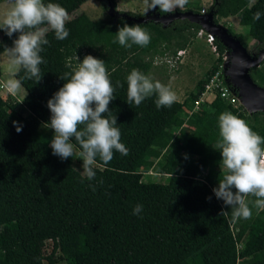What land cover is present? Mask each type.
<instances>
[{"label":"trees","instance_id":"1","mask_svg":"<svg viewBox=\"0 0 264 264\" xmlns=\"http://www.w3.org/2000/svg\"><path fill=\"white\" fill-rule=\"evenodd\" d=\"M100 1L108 15L110 7L116 8L115 0ZM44 2L60 4L69 15L75 11L64 0ZM199 8L192 11H212L217 24L237 19L256 41L255 51L264 50V0H213L207 10ZM119 13L86 27L67 21L69 36L57 40L53 33L42 46L41 80L26 79L20 69L25 97L8 102L0 94V264H264V211L253 207L256 198H247L250 218L232 221L230 215H220L231 207L213 192L221 176L219 115L231 112L264 137V112L249 114L223 100L219 90L209 105L195 110L219 66L183 103L157 109L153 94L139 106L129 105L127 76L135 68L146 75L151 67L141 55L177 56L202 28L182 19L165 26L152 20L141 23L129 18L139 20L144 14ZM124 23L140 24L150 43L131 48L113 43ZM229 32L248 49L241 33ZM0 35L2 54L19 33L9 38L0 30ZM214 44L220 63L226 48L217 38ZM86 55L105 62L114 87L117 81L124 85L116 87L109 110L117 117L127 155L114 152L107 165L97 157L92 180L81 175L70 157L61 160L52 154L54 130L42 127L51 118L48 101L66 82L60 76L71 71L66 65L75 66L76 56L82 62ZM251 76L264 87V61ZM17 126L22 127L19 133ZM78 163L83 165L81 158ZM149 173L169 180L144 181ZM138 204L143 210L137 216L133 210Z\"/></svg>","mask_w":264,"mask_h":264},{"label":"clouds","instance_id":"2","mask_svg":"<svg viewBox=\"0 0 264 264\" xmlns=\"http://www.w3.org/2000/svg\"><path fill=\"white\" fill-rule=\"evenodd\" d=\"M188 0H144L147 11L159 8L162 13H173L183 9ZM206 14L207 11H202ZM261 13H255L258 20ZM69 14L58 3H45L44 0H6V11L0 18V30L11 38L19 33L12 47L5 46L2 54L12 69H23L26 79L40 78V65L45 61L40 55L49 31L54 32L57 40L69 36L66 23ZM221 24V23H220ZM204 31V30H202ZM113 43L131 48L133 45L146 47L150 34L140 25L129 26L124 23L119 28ZM215 39V38H214ZM73 66L70 72L60 79L66 81L47 103L51 112L49 123L42 124L45 129L54 130L50 142L52 154L61 160L79 156L83 161L82 176L92 180L96 176L93 165L97 157L107 165L114 158V152L127 155V148L121 143V132L117 117L109 110L110 102L115 99L116 87L123 88L119 81L113 86L103 60L86 55L82 62ZM127 103L139 106L146 98L156 95L157 109L170 107L176 95L170 87L133 69L127 76ZM4 87L15 95L22 87L21 80L8 79ZM94 105V107H93ZM106 114V116L104 115ZM221 176L219 186L213 189L218 200H223L230 212L222 211L221 216H231L232 221L248 219L252 215L248 197L256 199L253 207L264 211V137L254 132L247 122L231 112L225 111L218 117ZM22 131L21 126L16 127ZM75 143H72V138ZM173 175V174H172ZM235 189V192L233 191ZM93 190H95L93 188ZM209 201L211 197H208ZM142 205H136L134 215H139Z\"/></svg>","mask_w":264,"mask_h":264},{"label":"rangeland","instance_id":"3","mask_svg":"<svg viewBox=\"0 0 264 264\" xmlns=\"http://www.w3.org/2000/svg\"><path fill=\"white\" fill-rule=\"evenodd\" d=\"M64 1L67 3L70 2L75 8V11L69 15L68 21L70 22L71 20L72 22H74V25L76 27H86L92 23L91 21H97L99 19H104L109 16L108 11L104 8L100 0ZM115 1V7L118 12H132L136 15L144 14L147 17V13L149 11H147V6L144 4V0ZM212 2L213 0H188V3L183 9L178 8L176 10H198L200 9L199 6L201 8L204 7L205 9H208L212 5ZM5 11L6 0H0V18H2L3 13ZM231 21L233 23L230 21L223 20L220 23L234 33H241L243 35L244 42L248 45V49L254 52L255 48L257 47V43L250 36L248 28L241 26L239 22L235 19H232ZM53 33L54 32L49 31L46 34L45 38L49 41L48 37ZM207 34L208 33L205 31H200L197 36L192 40L190 45L186 48L185 54L182 55L180 59L177 58L178 54L177 56H172L169 54L156 55L153 58H149L148 56H145L143 54L141 55L145 62H151V67L149 68L146 75L150 76L153 81H159L162 84L170 87L171 91H173L176 95L175 101L183 103L189 97L191 92L197 90V85L200 81L208 79V73L214 67L219 66L220 69V67H222L224 64H222V62H225L224 59V61H221L219 63V52L218 50H216L214 41L210 42L209 36ZM0 68L2 70V74L0 75L1 96L8 102L21 101L26 95V91L22 81L21 90L15 95L8 93L6 88L4 87L5 82L8 79L14 78L21 80L19 70L17 71L16 69L10 68V66L6 62V57H4L3 55H0ZM221 70L222 69H220L219 71ZM204 99L205 101L203 103V106L205 105L206 107L215 99V95H206ZM239 105L242 106L243 109H245V107L241 103L236 105V107H239ZM197 107L195 108L201 109L202 105ZM19 111L22 112L24 115L28 114V112L23 109L22 106L19 107ZM247 113L249 112L247 111ZM79 158V156H75L74 158L70 157L75 167L82 172L83 167L78 163ZM168 180L169 177L164 175H156L153 173L144 175V181L167 183Z\"/></svg>","mask_w":264,"mask_h":264},{"label":"water","instance_id":"4","mask_svg":"<svg viewBox=\"0 0 264 264\" xmlns=\"http://www.w3.org/2000/svg\"><path fill=\"white\" fill-rule=\"evenodd\" d=\"M150 14V16H149ZM110 16H122L116 8L110 7ZM130 20L146 23L149 20L162 23L164 26L174 20H188L191 23L198 24L202 30L209 35L217 38L227 49V60L223 64L226 82L234 88L239 96L240 103L245 107L249 114L264 112V87L259 86L251 76V70L259 67L264 61V50L258 54L249 53L248 49L234 37L229 29L220 23H216L213 12L197 13L189 10L185 12H173L162 15L152 12L147 13V17ZM229 58V59H228Z\"/></svg>","mask_w":264,"mask_h":264},{"label":"built area","instance_id":"5","mask_svg":"<svg viewBox=\"0 0 264 264\" xmlns=\"http://www.w3.org/2000/svg\"><path fill=\"white\" fill-rule=\"evenodd\" d=\"M201 32H204V31H201ZM207 35L209 36L210 42L214 41L213 36H211L209 34H207ZM184 54H185V50L180 51L178 53L177 58L180 59V57ZM224 59H226V56L224 57ZM221 69H222L221 71L217 72L209 80V82L206 85V92L204 94H202L200 100L196 102L195 107L203 105V103L205 101L204 97L206 95H215L214 91H216V90H219L220 96L223 100L230 102L232 105L236 106L240 103V99H239L237 91L234 88H232L227 82H226V84L223 82L221 76H224L223 78L226 80L223 66L221 67ZM208 92L210 94H207ZM195 110H200V109L195 108Z\"/></svg>","mask_w":264,"mask_h":264},{"label":"flooded vegetation","instance_id":"6","mask_svg":"<svg viewBox=\"0 0 264 264\" xmlns=\"http://www.w3.org/2000/svg\"><path fill=\"white\" fill-rule=\"evenodd\" d=\"M157 10H158V8H156V9H154V10H151V11H152V12L154 11L155 13H159ZM187 11H188V10H187ZM159 14H161V13H159ZM162 15H165V14H161V16H162ZM258 52H259V51H254V52L252 51L251 53H252V54H253V53H254V54H258ZM226 54H227V49H226L225 56H226ZM225 56H224V57H225ZM228 59H229V58H228ZM226 60H227V56H226ZM251 71H252V70H251Z\"/></svg>","mask_w":264,"mask_h":264},{"label":"crops","instance_id":"7","mask_svg":"<svg viewBox=\"0 0 264 264\" xmlns=\"http://www.w3.org/2000/svg\"><path fill=\"white\" fill-rule=\"evenodd\" d=\"M205 10H207V9H205ZM232 19H235V18H228V19H224L223 21H230V22H232L231 20ZM236 21H237V19H235ZM233 23V22H232Z\"/></svg>","mask_w":264,"mask_h":264}]
</instances>
